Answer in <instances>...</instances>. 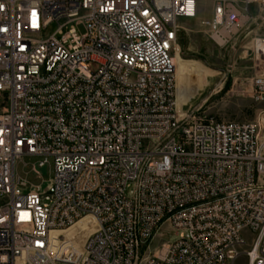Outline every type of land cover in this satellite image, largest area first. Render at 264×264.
Returning a JSON list of instances; mask_svg holds the SVG:
<instances>
[{"label":"built area","instance_id":"obj_1","mask_svg":"<svg viewBox=\"0 0 264 264\" xmlns=\"http://www.w3.org/2000/svg\"><path fill=\"white\" fill-rule=\"evenodd\" d=\"M200 1L0 0V264H264V112L179 106L173 51ZM210 1L212 41L249 39L264 102V0ZM24 156L39 177L52 162L44 189ZM164 226L178 238L154 248Z\"/></svg>","mask_w":264,"mask_h":264},{"label":"rangeland","instance_id":"obj_2","mask_svg":"<svg viewBox=\"0 0 264 264\" xmlns=\"http://www.w3.org/2000/svg\"><path fill=\"white\" fill-rule=\"evenodd\" d=\"M213 5L210 0L200 1L195 19H181L182 30L173 51L179 106L216 120L257 123L264 112V102L252 97L250 41L236 37L225 47L214 43L210 36ZM252 32L264 35V21L259 20ZM41 160L24 156L16 161L17 174L30 188L45 187L53 176L51 161V166L38 169L40 177L33 172V165ZM94 227L90 218L83 219L76 227L62 232L56 250L69 251L71 245L81 242ZM80 232L83 235L74 239ZM177 238L175 234H168V227L164 226L153 247L156 248L161 240L174 242Z\"/></svg>","mask_w":264,"mask_h":264},{"label":"bare ground","instance_id":"obj_3","mask_svg":"<svg viewBox=\"0 0 264 264\" xmlns=\"http://www.w3.org/2000/svg\"><path fill=\"white\" fill-rule=\"evenodd\" d=\"M174 62H176L175 59H174ZM61 234H62V233L53 232V233H51V237H52V239H54V238H58Z\"/></svg>","mask_w":264,"mask_h":264}]
</instances>
